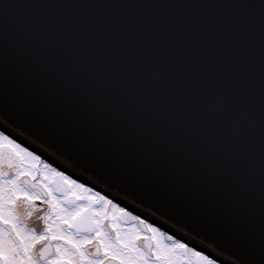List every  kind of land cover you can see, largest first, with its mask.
Wrapping results in <instances>:
<instances>
[{
  "label": "snow or ice",
  "instance_id": "1",
  "mask_svg": "<svg viewBox=\"0 0 264 264\" xmlns=\"http://www.w3.org/2000/svg\"><path fill=\"white\" fill-rule=\"evenodd\" d=\"M0 89L179 193L210 242L189 247L53 167L5 108L0 264H264V0H2Z\"/></svg>",
  "mask_w": 264,
  "mask_h": 264
},
{
  "label": "water",
  "instance_id": "2",
  "mask_svg": "<svg viewBox=\"0 0 264 264\" xmlns=\"http://www.w3.org/2000/svg\"><path fill=\"white\" fill-rule=\"evenodd\" d=\"M30 2L231 3L238 0H30ZM5 108L18 126L13 125L11 129L18 141L33 147L46 158L69 169L96 188L117 197L204 249L209 247L210 242L204 238L207 235L204 231L208 226L207 219L205 217L196 219L194 212L185 211L183 197L179 193L164 188L149 177L136 178L122 158L102 148L82 145L78 133L66 132L53 122L43 119L40 114L31 110L29 103L19 93L15 98L9 96L6 100L0 89V112ZM3 123V118L0 117V124ZM109 183H117L119 188Z\"/></svg>",
  "mask_w": 264,
  "mask_h": 264
},
{
  "label": "flooded vegetation",
  "instance_id": "3",
  "mask_svg": "<svg viewBox=\"0 0 264 264\" xmlns=\"http://www.w3.org/2000/svg\"><path fill=\"white\" fill-rule=\"evenodd\" d=\"M18 142H20V141H18ZM20 143H22V142H20ZM22 145L28 147L30 151L31 150H35L33 147H31V146H29L27 144L22 143ZM36 153L39 154V155H41L42 159H46L47 162H50L53 165V167H57L60 170H65V173L66 174H70L73 179H77L78 182L84 183L87 187L93 188L94 191H99V192H101V194L107 195L110 199H113L114 202H119L121 206L126 207L127 210H129V211L132 212L133 215H139L141 217V219H146L148 222L153 223L157 227H160L162 231H166L169 235H172L174 238L179 239V240H181V242H184V243L188 244L189 247H193V248H195L196 250H199V251L206 250L202 246L198 245L197 243H195V242H193V241L185 238L182 234L174 231L173 229H170L169 227H167L165 225H162L161 223L157 222L153 218L145 215L140 210H138V209H136L134 207H131V206L127 205L122 200L118 199L117 197H114V196L110 195L109 193H107L106 191H104L102 189L96 188L95 186H93L88 181L83 180L79 176L75 175V173H73L69 169L64 168V167L60 166L59 164H57L56 162H54V161L46 158L44 155L40 154L38 151H36Z\"/></svg>",
  "mask_w": 264,
  "mask_h": 264
}]
</instances>
